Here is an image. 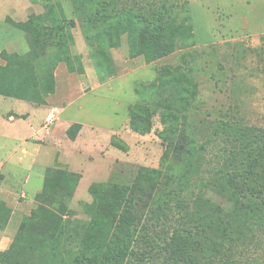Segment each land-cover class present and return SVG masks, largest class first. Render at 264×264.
Here are the masks:
<instances>
[{
    "label": "trees",
    "instance_id": "1",
    "mask_svg": "<svg viewBox=\"0 0 264 264\" xmlns=\"http://www.w3.org/2000/svg\"><path fill=\"white\" fill-rule=\"evenodd\" d=\"M70 2L73 18L66 17L61 5L48 6L15 24L25 33L28 50L1 52L5 63L0 64V95L45 103L56 86L57 64L65 62L68 70H75L74 60L62 49L73 40L71 28L77 22L89 46H95L90 55L102 81L116 73L109 51L123 34L132 54L143 55L146 62L168 55L177 47L176 39L189 34L185 20L173 17L175 7L186 10L187 5L174 0ZM80 58L76 69L83 71ZM182 102L159 114L164 168L140 166L128 183H91L89 220L68 215L81 173L48 168L37 206L21 223L13 247L0 255L12 257L14 246L31 234L40 240L35 264H229L227 250L234 242L251 240L255 220L264 212V128L234 119L197 125L185 115L189 101ZM154 112L152 106L133 104L129 126L148 133ZM80 127L74 122L66 134L75 139ZM215 147L218 151L208 157ZM182 162L183 170L178 167ZM197 176L201 187L195 190ZM10 216L11 209L0 201V226Z\"/></svg>",
    "mask_w": 264,
    "mask_h": 264
},
{
    "label": "rangeland",
    "instance_id": "2",
    "mask_svg": "<svg viewBox=\"0 0 264 264\" xmlns=\"http://www.w3.org/2000/svg\"><path fill=\"white\" fill-rule=\"evenodd\" d=\"M174 1L187 5L186 10L175 7L173 17L175 21L185 20L189 34L176 39L177 47L171 53L152 62H146L143 55H133L123 34L119 44L109 51L116 73L105 81L98 77L90 55L95 46H89L78 22L71 28L73 40L68 39L62 51L74 60L75 70H68L65 62L55 67V89L42 104L48 105L44 107L43 119L51 112L57 118L44 129L60 122L63 126L78 122L81 127L76 138L70 139L64 127L57 126V154L55 150L47 151L48 140L29 141L28 155L22 154V148L16 151L11 168L18 156L34 160L33 168L27 169L30 162L26 160L24 167L15 173L11 170L6 179V184L17 193V202H23L27 211L13 216L6 226H0V251L13 247L21 223L37 206L48 168H72L81 173L82 178L68 203V215L82 220L91 217L89 206L93 197L88 188L91 183H128L140 166L164 168L165 142L159 135L163 128L159 114L184 100L189 101L186 117L197 125L234 119L264 128V0H188L187 4L185 0ZM59 5L67 18L74 17L70 0H0V64L5 63L1 52L24 54L28 50L25 33L15 24L48 6ZM77 56L81 57L83 71L76 69ZM97 57L105 59L98 52ZM175 87L181 89L173 91ZM0 97L4 98L0 103L2 109L31 108L26 101ZM135 103L155 108L149 116L152 127L148 133L135 132L129 126L128 112ZM45 123L44 120L42 125ZM113 140L125 145V149L115 147ZM0 141L5 139L0 137ZM9 149H0V158ZM216 151V147L209 150L208 157ZM178 165L184 169L183 162ZM8 168L4 166L3 172ZM2 177L0 174V180ZM200 181L197 176L192 188L198 190ZM22 191L27 195H22ZM36 192L38 197L34 196ZM57 195L55 192L54 196ZM26 198L28 201L24 202ZM214 200L224 203L221 197L215 196ZM47 210L43 216L48 215ZM161 223L157 225L161 227ZM253 227L250 241L234 242L227 250L232 258L229 264H264V212ZM14 247L12 257L0 255V264L37 263L40 240L36 236L27 234Z\"/></svg>",
    "mask_w": 264,
    "mask_h": 264
},
{
    "label": "crops",
    "instance_id": "3",
    "mask_svg": "<svg viewBox=\"0 0 264 264\" xmlns=\"http://www.w3.org/2000/svg\"><path fill=\"white\" fill-rule=\"evenodd\" d=\"M0 96L8 97L4 95ZM3 99L4 98L0 97L1 104L3 103ZM26 102H28L31 106L30 110L17 111L13 109L0 108V137L5 139V141H0V149L10 148L9 151L5 152L0 158V174H3L2 180H0V201H4L6 205L11 209L9 222L13 218V216L15 217L19 214L23 215V213L27 211L23 202H17L16 191H14L6 184V179L9 177V172H11V170L13 171V173L17 172L19 169L24 167L25 163H27L26 160H29L30 162V165L27 167V169L33 168L34 166L33 159L24 156H18L16 158V165L11 168V165L14 163V156L16 154V151L19 148H22V154L28 155L29 152L26 146L28 145L29 141H33L34 143H41L44 140H48L49 144H47V151L52 152L53 150H55V154H57V129L59 127L62 128L63 126L60 122L58 125L56 124L55 127H51L50 129L45 130L44 125H42V122H44V120L46 119V116L43 119V111H46L44 107L48 105L33 103L29 101ZM68 125H71L70 122L63 126V131L67 130ZM83 127L84 125H82L81 131L83 130ZM35 149L37 150V148ZM6 165L10 168H8L6 172H3V168ZM68 170L74 171L72 168ZM37 194L38 192H36L34 196H36ZM22 195L27 194L22 191ZM36 197H38V195ZM23 201L27 202L28 199L26 198ZM35 201L33 200L32 202Z\"/></svg>",
    "mask_w": 264,
    "mask_h": 264
},
{
    "label": "built area",
    "instance_id": "4",
    "mask_svg": "<svg viewBox=\"0 0 264 264\" xmlns=\"http://www.w3.org/2000/svg\"><path fill=\"white\" fill-rule=\"evenodd\" d=\"M55 118H56V116L54 115L53 112H51L50 114H48V115L46 116V119H45V121H46V123H45V125H44L45 128H48V124L51 123Z\"/></svg>",
    "mask_w": 264,
    "mask_h": 264
}]
</instances>
